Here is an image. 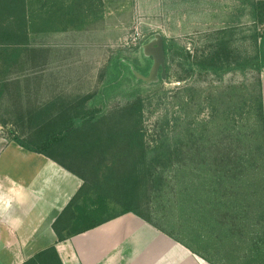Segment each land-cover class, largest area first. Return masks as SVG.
Returning <instances> with one entry per match:
<instances>
[{
  "label": "rangeland",
  "instance_id": "374dc122",
  "mask_svg": "<svg viewBox=\"0 0 264 264\" xmlns=\"http://www.w3.org/2000/svg\"><path fill=\"white\" fill-rule=\"evenodd\" d=\"M243 10L239 0H29L28 22L33 35L24 50L45 62L30 64L27 70L9 62L11 70L4 74L5 78L9 75V81H23L24 74L47 72L59 94H38L43 104L51 98V103L59 99L70 103L93 95L89 107L110 113L141 99L140 115L148 144L161 136L190 141L193 163L186 176L179 164L171 167L174 173L166 174L169 181L174 177L177 195H160L153 204L158 209L155 217L164 219V227H178L184 199L181 193L188 184L196 247L199 252L209 250L214 254L218 246L212 244L215 241L211 237L200 234L209 227L201 220L202 214L196 212L195 204L203 207L209 202L213 209L224 210L225 204H234L231 213L238 227L231 223L230 260L221 264H251L257 259L258 223H264V162L245 180L242 169H233L229 160L252 151L260 139L259 76L237 72L223 81L195 76L179 82L177 64L166 58L163 75L151 52L157 48L154 43L158 37L193 49L214 40V34L222 29L234 31L235 45L241 51L245 48L241 40L252 21ZM188 86L192 93L183 92ZM0 91H4L0 96V122L7 125L6 129L1 127L3 133L7 135L13 129L27 137L34 129L28 118L23 124L15 116L24 111L23 106L16 105L18 89L14 86ZM217 151L224 161L219 167L212 161ZM103 170L99 173L109 172ZM107 207L101 215L105 219L122 210L119 203Z\"/></svg>",
  "mask_w": 264,
  "mask_h": 264
},
{
  "label": "trees",
  "instance_id": "16d2710c",
  "mask_svg": "<svg viewBox=\"0 0 264 264\" xmlns=\"http://www.w3.org/2000/svg\"><path fill=\"white\" fill-rule=\"evenodd\" d=\"M28 2L29 0H0V48H4L0 51V65L3 68L0 71L3 78L0 79V89L7 90L14 86L18 89L15 92L18 108L21 106L22 95L19 90L22 84H31L29 74H24V81H9V75L5 78L4 74L11 70L9 62L27 70L31 67L30 64L34 65L39 59L24 50L30 46L33 35L28 22ZM239 3L252 20L248 33L241 40L242 48L245 47L241 51L235 45L237 41L234 40L235 33L231 29L217 31L214 40L201 48L195 46L189 49L174 41H164V50L166 58L170 57L181 71L179 82L195 76H211L223 81L226 76L237 72H254L259 76L260 139L252 151L240 154L234 160L232 158V162L229 160L234 165L233 169H242L241 175L247 180L253 169H258L261 162H264V96L261 79L264 71V0H239ZM191 89L188 86L183 92L192 93ZM3 92L0 91V96ZM92 99L93 95H88L70 103L59 99L45 107L24 108L22 114L15 116L23 124L25 118H28L33 125V132L27 137L13 129L7 135L4 133L8 140L26 151L49 158L83 180L82 188L53 225L58 242H66L117 218L133 214L207 263L229 262L227 255L233 239L232 224L238 227L233 222L236 218L231 213L234 204H225V210L219 207L213 209L209 202H205L203 207L199 203L195 204L196 212L202 214L201 220L209 227L205 232L196 231V238L199 233L207 238L211 237L215 241L212 244L218 246L214 254L209 250L199 252L196 247L191 229L193 204L188 184L184 185L186 187L181 193L184 199L181 200V213L178 216L179 226L164 227V219L155 217L158 209L153 204L157 198L168 193L173 197L177 195L174 177L170 182L166 174L174 173L171 167L179 164L185 168L181 170L186 176L193 163L190 141L185 137L169 139L168 136H161L148 144L140 115L141 99L110 113L100 107H89ZM0 125L6 129V123L0 122ZM202 152L203 149L199 155ZM218 152L212 158L213 165L217 167L224 162ZM101 169L109 172L100 174ZM170 169L173 170L171 173ZM109 203H119L122 210L105 219L101 215L107 210ZM258 226L260 232L255 244L256 263L264 264L263 220ZM256 263L254 261L251 264ZM26 264L63 263L56 247H50L39 252Z\"/></svg>",
  "mask_w": 264,
  "mask_h": 264
},
{
  "label": "crops",
  "instance_id": "0c3cea01",
  "mask_svg": "<svg viewBox=\"0 0 264 264\" xmlns=\"http://www.w3.org/2000/svg\"><path fill=\"white\" fill-rule=\"evenodd\" d=\"M46 73L29 75L31 84H22L21 94L34 95H22L23 108L53 104V98L47 104L38 100L40 93H58ZM262 85L264 96V71ZM1 127L0 264H26L50 247H56L63 264H209L133 214L59 243L53 225L83 180L8 140Z\"/></svg>",
  "mask_w": 264,
  "mask_h": 264
},
{
  "label": "water",
  "instance_id": "95a60500",
  "mask_svg": "<svg viewBox=\"0 0 264 264\" xmlns=\"http://www.w3.org/2000/svg\"><path fill=\"white\" fill-rule=\"evenodd\" d=\"M154 46H156V49H153L151 52L152 55L156 59V67L158 69H162L163 75H165L166 71V56H165V50H164V40L161 37H158L157 41L154 43Z\"/></svg>",
  "mask_w": 264,
  "mask_h": 264
}]
</instances>
